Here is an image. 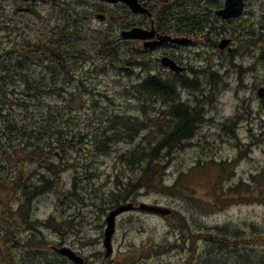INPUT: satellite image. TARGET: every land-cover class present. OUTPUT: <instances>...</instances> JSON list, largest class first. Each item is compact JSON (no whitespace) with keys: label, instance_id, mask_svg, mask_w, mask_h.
Returning a JSON list of instances; mask_svg holds the SVG:
<instances>
[{"label":"rangeland","instance_id":"374dc122","mask_svg":"<svg viewBox=\"0 0 264 264\" xmlns=\"http://www.w3.org/2000/svg\"><path fill=\"white\" fill-rule=\"evenodd\" d=\"M70 1H73L82 15L88 16L89 24L98 29L114 32V28L119 26V22L110 18V10L119 15L117 18L125 15L120 5L109 7L96 0ZM54 6L55 3L51 1L38 4L42 13H48ZM98 12L105 13L107 21L96 19L95 14ZM251 20L256 25L253 15ZM260 32L261 29L253 34V38H257ZM251 35L239 44L240 51L237 54L191 56L193 66L200 67L195 69L194 79L207 83L202 70L209 66L215 68L220 77L219 91L217 82L213 84L212 90L208 85L204 88V95H208L205 120L196 135L174 152L164 177L165 182L176 183L182 174L200 163L182 178L183 184L190 187L191 190L187 188L192 196H188L186 201L182 197L157 191L137 190L127 200L136 204L146 202L167 206L178 211V214L164 216L141 210L123 213L117 219L113 237L114 253L105 257L103 241L106 214L111 209L104 213L101 197H109L110 192L123 186L132 175V171L119 162L117 157L136 142H145V130L134 143L123 141L115 145L110 154L95 158L97 169L89 173L94 178L88 182L89 191L84 189L83 200L71 194L72 180L76 174L74 169L63 171L52 189L32 198L26 218L20 209L25 200L24 193L0 188V264H36L37 261L40 264H74L59 255L54 246L73 248L86 258V264H187L192 245H195L194 256L198 257L197 260L195 257V264H208L207 257L222 260L225 249L228 254L234 252L239 257L237 247L225 248V243L232 239H247L239 243V250L243 252L247 249L256 251L257 248L264 254V245H257L254 249V245L248 248L246 244L248 240L255 239L256 233H264V98L258 96V88L264 86V61L259 58L262 49L258 44H244ZM117 36L120 37V34ZM89 65L83 66L82 71H87ZM137 71L140 73L142 69L138 68ZM89 81L96 85L93 87L95 95L99 99L98 103L103 105L98 110L107 107L128 114H142L138 99L117 94L118 90L131 83V79L120 75L117 70L98 72ZM102 93L116 95L115 103L103 97ZM65 97L66 93L54 95L48 100L62 106ZM189 97L194 100L192 95ZM82 98L73 102V109L77 116L76 129L86 132L84 127H88L89 122L98 124V120L95 117L93 95L86 92ZM155 104L162 105L160 102ZM152 116L156 115L153 113ZM234 116L237 118L234 119ZM225 123L229 128H225ZM89 153L85 147L79 153L69 155L73 159L78 158L76 164L79 174L87 168L91 159ZM222 161H226L224 170L219 163ZM42 163H28L22 171L12 172V169H7L9 172H4L3 177L11 180V184H15L14 180L27 181L28 177L39 182L35 176L36 172L43 171ZM221 172L223 174L218 190L221 197L215 198L211 191ZM241 183L240 191H229ZM52 216L60 222L66 217L73 220V223L58 231L43 224ZM202 233L226 238L227 242H222V246L212 239H196ZM254 251L251 253L254 254Z\"/></svg>","mask_w":264,"mask_h":264},{"label":"trees","instance_id":"16d2710c","mask_svg":"<svg viewBox=\"0 0 264 264\" xmlns=\"http://www.w3.org/2000/svg\"><path fill=\"white\" fill-rule=\"evenodd\" d=\"M42 1L54 2L55 6L48 13H42L38 8ZM42 1L0 0V188L24 193L25 200L20 209L26 218L32 198L52 189L63 171L74 169L76 174L73 176L71 194L83 200V193L89 191L88 182L94 178L89 173L97 169L95 158L110 154L114 146L123 141L134 143L147 130L143 136L145 142H136L132 148L118 154L119 162L125 164L132 175L123 186L110 192L109 197H102L104 213L127 202L137 190L157 191L182 197L187 201L192 192L188 190V185L187 188L183 184L182 178L200 163L182 174L176 183L169 184L164 177L174 152L196 135L200 124L205 120L208 95L205 94L206 98L203 99V92L207 85L212 90L216 82L219 91L220 77L217 70L211 66L202 70L207 83L193 78L184 84L194 100L180 102L176 95L173 102H160L162 105L155 104L159 102L143 103L150 102L149 99L155 97L171 96V79L150 74L142 77L143 74L137 69L144 70L150 66L147 56L127 53L113 31L92 27L87 21L88 16L82 15L73 1ZM258 26L261 29L258 37L253 38L254 33L249 34L251 37L244 44H258L262 49L259 58L264 61V14ZM86 64L90 65L84 72L82 67ZM110 69L131 79V83L118 90L117 94L138 99L141 115L110 110L107 107L98 110L103 105L98 103L99 99L95 95L93 87L96 85L89 80L96 73L109 72ZM135 76L137 79L134 80ZM86 92L95 98L98 124L89 122L88 127H84L86 132H82L76 129L77 116L73 102L82 100ZM64 93L66 97L62 106L48 100L49 97ZM102 96L115 103L116 95L102 93ZM153 113L156 116H152ZM224 126L229 128L227 123ZM85 147L90 152L91 159L87 168L79 174L76 164L78 158L73 159L69 155L79 153ZM37 161L44 162L41 164L43 171L36 172L35 177L39 182L28 177L27 181L14 180L15 184H11V180L3 177L4 172H9L7 169H12V172L22 171L28 163L34 165ZM219 163L223 166L226 161ZM222 174L223 172L219 174L211 191L215 198L221 197L218 190ZM242 185L243 183L231 187L229 191H240ZM262 191L264 192V187ZM190 200L193 201V198ZM173 213L176 215L178 211L173 210ZM83 215L86 216L85 213ZM72 223L73 220L66 217L60 222L52 216L43 224L61 231L65 225ZM29 224L35 228L34 224ZM263 234L256 233L255 239L248 240L246 244L251 242L254 249L257 245H264ZM200 237L217 241L222 246V242H227L226 238L222 239L211 233H202L196 239ZM243 240L247 239L224 242L225 248L237 247L239 257L234 252L228 254L225 249L222 260L207 257L208 264H264L261 250L251 249L254 254L249 249L245 252L239 250V243ZM194 250L195 245H192L187 264L195 260ZM131 254L130 252L129 255ZM36 264L40 262L37 261Z\"/></svg>","mask_w":264,"mask_h":264},{"label":"flooded vegetation","instance_id":"af4514ba","mask_svg":"<svg viewBox=\"0 0 264 264\" xmlns=\"http://www.w3.org/2000/svg\"><path fill=\"white\" fill-rule=\"evenodd\" d=\"M96 1L105 6L120 5L124 8L125 15L120 18H117L119 15L115 11L109 12L110 18L119 22L112 33L127 53L147 56L150 66L141 71L142 77L150 74L171 79L169 86L172 95L167 98L155 97L149 99L150 102H173L176 95L180 102L189 100L191 92L184 84L193 79L195 69H200L193 66L192 54L239 53V44L249 34L258 32V22L264 14V0H235V3L243 5L242 13L229 17L221 13L227 6V0H137L144 11H134L125 1ZM252 15L256 18V25L251 20ZM107 19L106 15L103 21ZM135 27L145 32L143 38L122 34ZM224 41L227 43L224 44ZM163 57L175 61L182 68L176 70L165 66ZM250 243L248 248L253 247Z\"/></svg>","mask_w":264,"mask_h":264},{"label":"water","instance_id":"95a60500","mask_svg":"<svg viewBox=\"0 0 264 264\" xmlns=\"http://www.w3.org/2000/svg\"><path fill=\"white\" fill-rule=\"evenodd\" d=\"M26 1H29V0H26ZM103 1H108L112 3H116L119 1H125L134 11H144L145 10L137 2V0H103ZM242 10H243L242 4L235 3V0H227V6L223 11H221V13L225 17L238 16L239 14L242 13ZM95 16L100 20L106 19V15L104 13H97ZM122 34L124 36L133 37V38H143L145 36V32L141 28H138V27H135L131 30L123 31ZM223 43L226 44L227 41H224ZM162 63L165 66H169L176 70H180L182 68L175 61L169 59L168 57H163ZM258 95L259 97L264 98V86L259 88ZM134 209H138V210L146 211L150 213L161 214L164 216L170 215L173 212V209L170 207L159 205V204H150L146 202H141L138 205L134 204L133 202H126V203H121L118 206L112 208L106 216L107 224L105 228V237H104V242H103L105 249H106L105 256H111L114 252L113 236L116 230L117 217L126 211H130ZM53 248L58 253L69 257L76 264H85L84 257L79 255L71 247L54 246Z\"/></svg>","mask_w":264,"mask_h":264},{"label":"bare ground","instance_id":"6f19581e","mask_svg":"<svg viewBox=\"0 0 264 264\" xmlns=\"http://www.w3.org/2000/svg\"><path fill=\"white\" fill-rule=\"evenodd\" d=\"M34 1V0H33ZM181 99V98H180ZM185 102V101H184ZM189 104V103H188ZM102 198V197H101ZM222 241V240H221ZM225 242V241H224ZM27 244V243H26ZM24 246H25V244H24Z\"/></svg>","mask_w":264,"mask_h":264}]
</instances>
